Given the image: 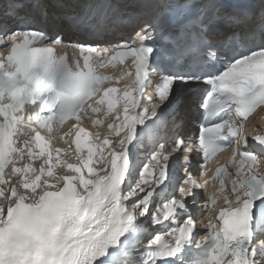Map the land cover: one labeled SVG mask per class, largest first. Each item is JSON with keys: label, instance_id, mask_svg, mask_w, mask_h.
<instances>
[{"label": "snow or ice", "instance_id": "snow-or-ice-1", "mask_svg": "<svg viewBox=\"0 0 264 264\" xmlns=\"http://www.w3.org/2000/svg\"><path fill=\"white\" fill-rule=\"evenodd\" d=\"M257 118L264 0H0V264H264Z\"/></svg>", "mask_w": 264, "mask_h": 264}]
</instances>
